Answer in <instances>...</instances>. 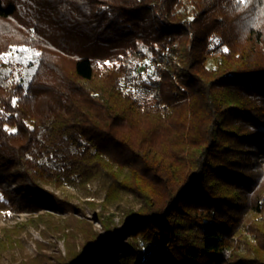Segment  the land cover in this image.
<instances>
[{
    "label": "trees",
    "instance_id": "1",
    "mask_svg": "<svg viewBox=\"0 0 264 264\" xmlns=\"http://www.w3.org/2000/svg\"><path fill=\"white\" fill-rule=\"evenodd\" d=\"M247 1L0 0V59L39 52L26 85L0 80V191L57 207L47 186L108 176L148 204L115 264H264V0ZM147 60L144 101L127 88ZM115 238L66 264H110Z\"/></svg>",
    "mask_w": 264,
    "mask_h": 264
},
{
    "label": "rangeland",
    "instance_id": "2",
    "mask_svg": "<svg viewBox=\"0 0 264 264\" xmlns=\"http://www.w3.org/2000/svg\"><path fill=\"white\" fill-rule=\"evenodd\" d=\"M247 3V0L242 2ZM55 20L56 16L52 23ZM43 29L50 31L46 26ZM48 36L51 38V33ZM36 53L39 52L29 46L13 47L0 59V80L9 76V81H21L26 85L38 68ZM219 57L218 53H213L207 67L214 68ZM153 67L154 63L149 60L138 65L127 88L144 101L157 97V87L152 79L155 76ZM117 182L102 176L90 180L84 187L68 184L58 188L47 186L61 199L62 205L51 207L47 203L44 208L37 209L27 207L30 200L21 184L3 180L2 186L10 197L0 191V264H66L74 254L98 247L110 235L118 240L112 249L110 264L117 263L126 253L123 246L131 240L129 233L123 234L127 228L125 225L130 216L148 205L136 189ZM252 221L264 229V213L253 217ZM243 234L247 237L245 254L254 256L258 240L248 230ZM260 236L263 237V233L260 232ZM139 241L147 252L149 245L141 239ZM260 254L264 258V251Z\"/></svg>",
    "mask_w": 264,
    "mask_h": 264
},
{
    "label": "snow or ice",
    "instance_id": "3",
    "mask_svg": "<svg viewBox=\"0 0 264 264\" xmlns=\"http://www.w3.org/2000/svg\"><path fill=\"white\" fill-rule=\"evenodd\" d=\"M238 2H239V3H242V2H243V0H238ZM36 55H39V53H36Z\"/></svg>",
    "mask_w": 264,
    "mask_h": 264
}]
</instances>
